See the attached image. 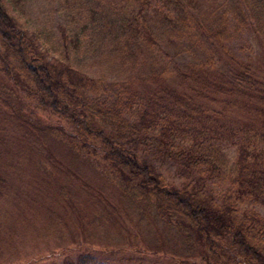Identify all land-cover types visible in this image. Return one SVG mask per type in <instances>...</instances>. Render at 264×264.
<instances>
[{"label": "trees", "instance_id": "1", "mask_svg": "<svg viewBox=\"0 0 264 264\" xmlns=\"http://www.w3.org/2000/svg\"><path fill=\"white\" fill-rule=\"evenodd\" d=\"M126 2L112 5L100 23L90 14L82 34L61 38L63 51L87 47L97 62L102 48L125 85L48 62L36 34L0 0L4 125L28 144L48 138L74 163L98 171L125 202L124 212L175 220L177 233L210 252L199 256L205 264H264V217L253 210L264 212V69L231 53L221 14L214 24L198 19L199 0ZM253 4L259 27L264 0ZM239 24L232 16L233 33ZM167 47L187 61L175 62ZM138 80L150 86L138 91ZM5 156L0 150V170L8 167ZM157 162L173 167L179 186L166 183ZM6 184L0 175V194ZM71 264L121 263L87 251Z\"/></svg>", "mask_w": 264, "mask_h": 264}, {"label": "rangeland", "instance_id": "2", "mask_svg": "<svg viewBox=\"0 0 264 264\" xmlns=\"http://www.w3.org/2000/svg\"><path fill=\"white\" fill-rule=\"evenodd\" d=\"M4 2L10 4V12L23 29L36 34V47L48 62L59 66L67 62L74 71L88 77L100 74L111 81L128 83L108 65L102 48H98L101 57L97 62L87 47H79L77 52L63 51L61 39L82 34L90 14L100 23L99 16L107 14L112 5L126 8V0H22L17 5L10 0ZM150 2L152 5L156 0ZM254 2L199 0L195 12L206 25L214 24L221 14L223 23L227 20L231 53L240 62L264 69V18L259 19L258 27L255 13L259 10H254ZM232 16L240 20L235 33L230 26ZM90 24L93 28L92 21ZM88 35L96 38L91 32ZM162 44L166 47V43ZM167 51L175 62L187 61L181 50L167 47ZM169 78L166 81L173 82ZM149 86L138 80L132 87L139 91ZM0 106V150L7 155L4 163L8 166L0 170L8 182L4 194H0V264H71L76 255L87 251L109 263L126 264L130 258H143L156 264H205L199 256L209 257L210 252L200 253L193 236L186 241L182 235L185 232L177 233L175 220L168 225L152 211L150 216H140L136 209L124 212L125 202L98 171L74 163L48 138L40 139V144H28L22 133L4 125L1 115L8 107ZM227 154L232 157L233 151L229 149ZM155 164L167 184L179 186L172 166ZM253 210L264 217L261 208Z\"/></svg>", "mask_w": 264, "mask_h": 264}]
</instances>
